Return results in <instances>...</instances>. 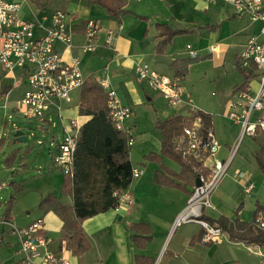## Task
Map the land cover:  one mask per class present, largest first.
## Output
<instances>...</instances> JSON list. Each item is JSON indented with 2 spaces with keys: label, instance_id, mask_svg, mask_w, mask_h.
Wrapping results in <instances>:
<instances>
[{
  "label": "crops",
  "instance_id": "crops-1",
  "mask_svg": "<svg viewBox=\"0 0 264 264\" xmlns=\"http://www.w3.org/2000/svg\"><path fill=\"white\" fill-rule=\"evenodd\" d=\"M8 1L20 6L19 15L27 21H34L42 15L59 11L49 5L67 3V0H51L37 6L30 0ZM89 1L72 0L65 11H60L68 15L67 20L72 25L74 34L70 50L63 46H58L57 49L65 60L72 57L80 60L84 82L91 80L101 89L100 81L107 76L110 87L116 91L120 103L133 109L132 117L126 123V126L132 128L135 141L134 145L129 147V161L132 170L139 172V176L134 178L126 189L132 197L131 205L121 204L116 209L86 219L82 223V230L89 248L80 256L71 253L63 222L53 211L39 207L41 201L48 196H52L66 208L72 207L71 195L62 193L64 176L51 163L53 150L48 149V156H44L36 147H19L21 144L13 139L16 129L10 128L6 117L17 115V103L25 89L23 72L17 70L7 73L0 68V264H13L18 245L10 227L2 222L9 221L16 228L24 229L37 219H43L40 234L50 240V251L64 256L71 264H135L136 257L151 259L154 264L159 258L160 264H261L263 248L231 241L225 234L219 242L206 243L203 241L205 231L198 222L177 223L186 209L193 186L171 177L180 188L156 184L154 174L160 170L161 165L175 175L180 174L181 167L165 157H160V163L148 160L147 157L159 156L161 150V136L155 129V122L176 116L188 117L189 114L185 107L173 109L165 103V107L170 110L155 109L156 103L163 99L139 83L134 72L137 65L147 64L155 72L172 77L176 76L174 63L186 60H213L218 67L227 55H231V64L241 78L238 83L232 85L230 95L214 103L211 108L197 103L191 90L186 87L194 63L187 66L182 76L186 95L192 99L198 111L211 116L212 131L219 144V153L223 152L224 156H227L240 133L239 126L233 125L236 127L235 131L226 130L222 122L226 119L227 103L232 98L233 89L245 80L244 73L237 68L238 55L250 36L259 35L261 25L251 23L247 17L236 18L232 9L231 18L246 20V24H240L239 29L232 34L235 38L233 43H224V40H228L227 37L221 39L222 25H213L216 26L213 32L195 31L198 34L207 32L209 35L207 44L194 51L196 58L192 59L188 51L183 53L177 48L174 49V41L178 36L173 38L164 52H157L159 39L156 25L166 24L175 29L202 27L188 26L187 20L197 12L207 11L208 4L204 1L125 0L124 11L128 14L119 20L108 17L101 8L90 5ZM27 7L29 11H26ZM87 20L97 21L100 31L96 51L83 54L80 47L85 43L83 25ZM108 31L113 33L110 46L105 44ZM214 46L216 52L212 53L210 49ZM247 83L253 90L256 89V76L252 75ZM17 84L21 86L18 89ZM80 90L72 93V107H67L70 102L62 110L64 120H76L79 128L90 119L79 116ZM102 92L105 95L103 90ZM148 104L152 106L155 119L148 115L147 126L141 122L142 114L148 112ZM220 108L224 109L223 113L219 111ZM149 114L151 115L150 112ZM40 126V131L47 132L45 125ZM30 134H25L27 139ZM256 138H245L242 142L226 176L212 193L211 208L203 211L204 218L216 221L223 217L230 222L237 220L251 224L257 205L264 207V177L254 160V154L259 149L255 143ZM55 139L51 136L52 141L55 142ZM37 146H42V142L38 141ZM212 163V158L206 162L208 166ZM238 174L244 175L245 180H239ZM249 186L251 188L246 191ZM10 198H13V201L7 212ZM139 224L148 226L151 238L142 249L134 245L130 232V227Z\"/></svg>",
  "mask_w": 264,
  "mask_h": 264
},
{
  "label": "built area",
  "instance_id": "built-area-1",
  "mask_svg": "<svg viewBox=\"0 0 264 264\" xmlns=\"http://www.w3.org/2000/svg\"><path fill=\"white\" fill-rule=\"evenodd\" d=\"M202 1L208 5H230L236 18L247 17L251 23L261 25L259 35L250 36L238 55L239 70L244 73L247 81L252 75L256 76L257 88L253 90L247 83L242 89L233 92L231 100L227 103L225 118L240 128L239 138L227 158L217 159L219 144L212 129L205 132L202 130L199 117L183 130V134L174 143L175 151L181 154L184 160L195 163L199 168V186L192 187L186 209L177 223L198 222L205 231L203 241L208 243L219 242L224 236L219 228L201 220L203 211L211 208L212 193L226 176L239 143L244 138H255L259 133L264 134V0ZM19 12L18 4L0 0V68L7 73L17 70L23 72L25 89L16 107V114L21 119L37 121L45 127L54 126L52 118L59 121L62 136L57 144L54 141L50 144L54 149L52 164L63 176L72 177L79 126L76 120H64L62 104L71 102L70 95L82 88L84 78L80 60L77 57L65 60L57 48H72L74 29L64 12L56 11L50 15H42L34 21L22 19ZM99 31L100 25L97 21L87 20L84 23L85 43L80 47L83 54L96 51ZM112 40L113 33L108 31L105 44L110 46ZM186 49L189 50L190 46ZM210 52L215 53L216 47H212ZM189 54L192 59L196 58L194 51H189ZM134 72L137 81L159 94L167 107H185L189 116L198 112L192 99L186 95L182 77L159 74L147 64L137 65ZM99 85L106 96L110 122L118 132L127 137L128 147H132L135 143L132 128L126 126L132 117V108L120 103L116 91L110 87L107 76ZM30 137H33V134H30ZM211 158L213 163L208 166L206 162ZM138 176L139 172L133 170L132 179ZM238 179L243 181L245 177L238 174ZM250 188L251 186L247 187L246 191ZM1 189L0 184V191ZM114 195L119 197L116 208L121 204L131 205L132 197L128 191L115 192ZM2 223L10 227L11 234L17 239L16 259L13 264H71L64 256L50 251V240L40 234L43 219H37L24 229L16 228L9 221ZM254 226L264 231L263 214L257 215ZM261 256V264H264V254Z\"/></svg>",
  "mask_w": 264,
  "mask_h": 264
},
{
  "label": "trees",
  "instance_id": "trees-1",
  "mask_svg": "<svg viewBox=\"0 0 264 264\" xmlns=\"http://www.w3.org/2000/svg\"><path fill=\"white\" fill-rule=\"evenodd\" d=\"M30 1L39 6L41 3L51 0ZM89 4L101 8L108 17L116 20L128 14L124 11L125 0H90ZM156 30L159 39L156 51L162 53L171 44L173 38L189 35L198 30L213 32L216 30V26L175 29L166 24H158ZM194 62L195 60H186L174 63L176 75L182 77L183 71ZM246 84L247 79L240 86H236L233 92L242 89ZM78 113L79 116L90 119L79 128L72 177L64 176L62 185V193L70 194L72 197V207H64L52 196L43 199L39 205L43 210L53 211L63 222L68 249L74 256L84 254L89 248L83 234L82 223L86 219L115 209L119 204V197L114 193L126 190L133 180L127 137L118 132L110 122L106 96L91 80L85 81L80 90ZM197 117L201 120L204 132L212 129L211 116L201 111L188 117L176 116L155 122V129L161 136V150L159 156L151 155L147 159L160 163V157H165L181 167L180 174L175 175L161 165L160 170L154 174L156 184L180 188L179 184L171 180V178H176L189 186L195 185L199 176L198 165L184 160L181 154L175 151L174 143L183 134V130L191 126ZM255 143L259 149L254 154V160L264 177L263 133L257 135ZM1 146L2 142L0 141V148ZM12 201L13 198H10L7 212L10 210ZM259 213L264 215V207L257 205L254 221ZM201 220L219 228L231 241L255 245L264 249V231L255 228L254 221L251 224H245L237 220L230 222L229 219L223 217L211 221L204 218L203 214ZM130 232L131 240L137 248H144L151 239L147 225H133L130 227ZM135 264H154V262L145 257H136Z\"/></svg>",
  "mask_w": 264,
  "mask_h": 264
},
{
  "label": "rangeland",
  "instance_id": "rangeland-1",
  "mask_svg": "<svg viewBox=\"0 0 264 264\" xmlns=\"http://www.w3.org/2000/svg\"><path fill=\"white\" fill-rule=\"evenodd\" d=\"M72 0H67L66 2L59 3V4H52L49 5L52 9H57L59 11H65L67 9V5L71 3ZM190 7V6H189ZM26 11H29L28 7L26 8ZM231 12L232 7L227 4H218V5H208L206 12H197L195 16H191V18H188V26L189 25H199V26H205V25H222V31H221V39L223 37H227L228 40H224V43H233L234 35L232 34L239 29L240 24H246V20H237L231 18ZM54 13V12H52ZM188 13V11H187ZM190 15V14H189ZM199 32V31H198ZM202 32V31H201ZM200 35V36H199ZM209 33L202 32L194 33L191 35H183L178 36L177 39L174 41V49L177 48L179 51L181 50L184 52L189 51H198V48L201 45L207 44ZM220 38V37H219ZM189 45L190 49L187 50L186 46ZM231 55H227L225 61L220 66H215V62L212 60L211 62L206 61H198L194 62V66L190 69L189 78L187 80V85L191 90V93L193 95V99L199 103L200 105H205L209 108L214 106V103H216L219 100H223L226 97L230 95L231 87L232 85L239 82L241 76L239 73L235 70L233 65L231 64ZM1 72V71H0ZM21 87L17 84V89ZM72 98V94L70 95ZM66 104H62V107L64 108ZM72 107L71 104L67 105V107ZM155 109H160L162 111L170 110L167 107H165V104L162 100H159L156 105ZM148 112H145L142 114V122L145 125H149V116L154 117L155 119V113L152 109L151 104H148L146 107ZM133 110V109H132ZM159 110V111H160ZM221 113H223L224 109L220 108L219 110ZM151 113V115L149 114ZM161 112V111H160ZM172 114H176L175 111H171ZM149 115V116H148ZM163 117V116H160ZM6 121L8 122L10 128L12 129H19L25 134L29 135L30 133L33 134V137H28L27 142L25 144H21L19 147L28 146V147H36L37 150L40 151V153L44 154V156H48V149L49 151L54 150L53 147L49 146V144L52 143L51 136H54L56 139L55 143L57 144L58 141L61 140L62 136V129L59 121L55 118H52L51 121L54 123V126L51 125L47 128L46 131H40V123L37 121H25L23 119H20L19 115L13 116V118L6 117ZM223 124L226 127V130H234L235 128L233 124L229 123L226 119L222 120ZM15 132V131H14ZM231 134V133H230ZM240 133H238L237 139L239 138ZM245 139V138H244ZM242 140L238 145V150L242 145V142L245 140ZM41 141L42 146H37V142ZM238 152V151H237ZM50 155V154H49ZM223 152H220L217 156V159L223 160L226 159L227 156H224ZM51 157V155H50ZM51 160V159H50ZM52 163V162H51ZM40 172V171H39ZM158 259V258H156ZM161 259L159 258L156 264H160Z\"/></svg>",
  "mask_w": 264,
  "mask_h": 264
},
{
  "label": "water",
  "instance_id": "water-1",
  "mask_svg": "<svg viewBox=\"0 0 264 264\" xmlns=\"http://www.w3.org/2000/svg\"><path fill=\"white\" fill-rule=\"evenodd\" d=\"M13 139L20 144H25L27 142V137H26L25 133L22 132L21 130H16L14 132ZM195 185L199 186L198 180H196Z\"/></svg>",
  "mask_w": 264,
  "mask_h": 264
}]
</instances>
